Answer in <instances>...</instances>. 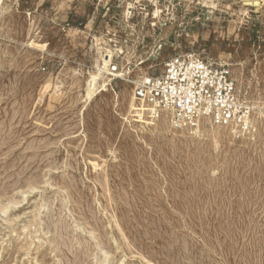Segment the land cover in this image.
<instances>
[{
  "label": "rangeland",
  "instance_id": "rangeland-1",
  "mask_svg": "<svg viewBox=\"0 0 264 264\" xmlns=\"http://www.w3.org/2000/svg\"><path fill=\"white\" fill-rule=\"evenodd\" d=\"M262 6L0 0V264H264ZM186 51L231 68L255 130L138 120L135 80Z\"/></svg>",
  "mask_w": 264,
  "mask_h": 264
},
{
  "label": "built area",
  "instance_id": "built-area-1",
  "mask_svg": "<svg viewBox=\"0 0 264 264\" xmlns=\"http://www.w3.org/2000/svg\"><path fill=\"white\" fill-rule=\"evenodd\" d=\"M108 67L116 75L118 66ZM133 101L135 116L147 125L165 121L174 129H187L207 119L241 132L253 131V107L242 96L231 68L194 51L175 54L160 72L139 76Z\"/></svg>",
  "mask_w": 264,
  "mask_h": 264
},
{
  "label": "bare ground",
  "instance_id": "bare-ground-1",
  "mask_svg": "<svg viewBox=\"0 0 264 264\" xmlns=\"http://www.w3.org/2000/svg\"><path fill=\"white\" fill-rule=\"evenodd\" d=\"M262 1L264 2V0H262ZM262 7H264V6H262ZM158 10H159V8L154 11L153 16H156ZM109 64H110V54H106L105 57H103L102 62H98L96 64L97 65V69L94 70V71H91L89 73V75L87 76V79H86V93H87V97L88 98H91L94 95H96L104 87V85L106 84L105 72L107 71V67L109 66ZM131 97H130V107L132 105V98ZM206 122H210V121L207 120V119L201 120L196 126L189 127L187 129H190V130H193V131L197 132V130H200L201 127L204 126V123H206ZM210 123H211V126L213 128H221V129H224V130H228L227 128H230V127L216 125V124H214L212 122H210ZM230 129L234 130L236 128H230ZM253 130H255V122H254ZM197 135H199V134H197Z\"/></svg>",
  "mask_w": 264,
  "mask_h": 264
}]
</instances>
